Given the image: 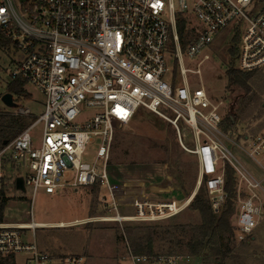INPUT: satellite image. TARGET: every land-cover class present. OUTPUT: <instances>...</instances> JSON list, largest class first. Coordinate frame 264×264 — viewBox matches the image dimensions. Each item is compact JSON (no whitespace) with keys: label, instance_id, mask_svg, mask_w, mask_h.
Here are the masks:
<instances>
[{"label":"built area","instance_id":"1","mask_svg":"<svg viewBox=\"0 0 264 264\" xmlns=\"http://www.w3.org/2000/svg\"><path fill=\"white\" fill-rule=\"evenodd\" d=\"M180 18L192 35L185 49L177 27ZM190 18L197 20L195 26H188ZM225 31L233 35L237 69L264 67V0H0V36L23 54L3 79L5 92L21 79L45 97L43 113L0 149V189L11 169L13 183L22 176L32 197L38 191L59 194L66 188L105 186L107 194L101 198L109 214L100 217L105 221L176 216L191 201L135 200V215L121 214L111 183L108 162L116 127L130 124L144 110L171 125L180 146L197 156L196 189L204 185L213 210H221L226 201V165L238 173L236 237L250 239L262 217L264 178L251 174L228 146L237 142L222 128V102L211 97L200 79L198 66L209 55L196 68L185 65V59H195ZM192 74L199 76L196 82ZM5 92L0 90L1 99ZM87 110L91 113L79 123ZM21 114L30 116L28 111ZM37 125L39 138L32 135ZM94 138L100 148L95 160L86 162L83 155ZM245 139L246 155L264 170V126ZM29 214L28 223L0 222V256L23 254L22 264L84 263L81 254L52 256L40 250L35 230L43 224L34 221L32 208ZM131 261L195 263L192 256L176 253H132Z\"/></svg>","mask_w":264,"mask_h":264},{"label":"rangeland","instance_id":"2","mask_svg":"<svg viewBox=\"0 0 264 264\" xmlns=\"http://www.w3.org/2000/svg\"><path fill=\"white\" fill-rule=\"evenodd\" d=\"M195 22V18H190L188 26H195ZM0 38L3 42L0 45V90L5 92L3 79L23 54L12 41L3 36ZM232 39L231 31H225L195 59H185V65L196 68L204 55H209V59H204L198 66L200 79L211 97L222 102V128L229 130L227 132H231L233 140L237 142L229 141L228 146L251 174L263 179L264 170L243 149L249 144L244 137L257 133L264 126V67L253 72L244 88L236 85L229 88L227 69L232 64H238L236 50H231ZM169 63L173 66L172 60ZM190 78L196 82L199 76L192 74ZM14 97L17 103L14 107L7 106L0 98V114L13 115L26 127L43 113L45 97L32 84H26L25 93L21 96L14 94ZM25 111L30 116L21 114ZM90 113L89 110L84 111L78 122H84ZM17 134L14 133L12 137ZM40 134L41 125H37L32 135L39 138ZM187 146L192 147L193 142L188 140ZM99 148L100 140L94 138L88 143L83 160L93 162ZM108 164L111 183L120 201V212L126 216L135 215V200L157 202L188 199L195 191L199 177L197 156L180 146L171 125L144 110H140L130 124L117 125ZM235 175L238 184L239 175ZM13 177L15 173L9 169L4 187L8 197L4 221L28 223L32 219L29 214L32 208L34 221L43 224L35 230L39 249L52 256L81 254L84 256L83 264H132L133 239L146 234L148 226L155 225H158L154 234L157 251L171 249L176 254L186 255L188 249L185 244L193 233L191 225L200 223L198 212L189 206L176 216L161 221H105L100 218L109 214V208L101 198L107 194L105 186L66 188L59 194L38 191L32 197L29 188L24 191L16 189ZM260 196L263 208L259 225L250 239L240 241L233 236L226 241L232 251L224 264H264V193L260 192ZM240 210L241 204L236 199L234 213L230 217L234 227ZM60 223H64V226H60ZM177 224L188 226L183 232V227H177ZM167 226L170 227L168 234L165 231ZM128 228L134 229L131 235ZM27 237L33 239L30 231ZM16 260L23 263L25 255H16ZM219 262L220 258H208L203 264Z\"/></svg>","mask_w":264,"mask_h":264},{"label":"trees","instance_id":"3","mask_svg":"<svg viewBox=\"0 0 264 264\" xmlns=\"http://www.w3.org/2000/svg\"><path fill=\"white\" fill-rule=\"evenodd\" d=\"M187 21L185 18L178 20V33L181 37L182 47L185 49L189 41H191L192 35L190 31L186 29ZM0 38V45L2 44ZM231 50H234L232 48ZM253 72H242L232 64L227 69L228 87L238 86L244 88L248 80L253 76ZM26 82L21 79H16L10 83L6 91L13 95H22L25 93ZM8 120L7 123L5 121ZM232 122V118H230ZM25 128V123L20 122L13 115L0 114V149L5 146L4 140L9 143L14 137V133L20 132ZM236 172L231 165H226L225 168V192L226 201L219 211L212 209L207 191L202 185L194 197L192 198L189 207L198 212L200 216V223L192 226V235L187 240L186 246L188 249L187 255L194 258V264H203L208 258H220L218 264H224L225 260L231 253L229 242L233 236L236 237V228L230 221L231 215L234 213L235 202L237 199V179ZM206 180V177L204 178ZM5 186L0 189V222L4 221V208L7 204L8 197L5 193ZM204 189V190H203ZM189 198V197H188ZM154 222V221H153ZM183 227V232L188 225L177 224V227ZM158 225L148 226L147 233L135 237L133 240L134 254H154V253H174V250H160L157 251L154 247L155 237L154 234ZM165 231L170 233V227H166ZM134 229L128 228V233L131 235ZM184 234V233H183ZM180 243V241H177ZM0 264H22L18 263L15 255L0 256Z\"/></svg>","mask_w":264,"mask_h":264},{"label":"water","instance_id":"4","mask_svg":"<svg viewBox=\"0 0 264 264\" xmlns=\"http://www.w3.org/2000/svg\"><path fill=\"white\" fill-rule=\"evenodd\" d=\"M2 101L7 105V106H10V107H14L16 106V102L14 101L13 99V95L12 93L10 92H5L2 96ZM3 144H7V141L4 140ZM15 186H16V189L18 190H26L25 188V185H24V178L22 176H19L16 178V182H15ZM196 192H193V197L195 195ZM192 197V198H193Z\"/></svg>","mask_w":264,"mask_h":264},{"label":"bare ground","instance_id":"5","mask_svg":"<svg viewBox=\"0 0 264 264\" xmlns=\"http://www.w3.org/2000/svg\"><path fill=\"white\" fill-rule=\"evenodd\" d=\"M194 192H195V191H194ZM192 197H193V193H192V195H191L187 200H188V201H191ZM59 225H60V226H64V223H60Z\"/></svg>","mask_w":264,"mask_h":264},{"label":"crops","instance_id":"6","mask_svg":"<svg viewBox=\"0 0 264 264\" xmlns=\"http://www.w3.org/2000/svg\"><path fill=\"white\" fill-rule=\"evenodd\" d=\"M228 131V130H227ZM259 132V131H258ZM256 134V133H255ZM247 136V135H246ZM245 138V137H244ZM264 180V179H263ZM195 192H197V189H195ZM192 200V199H191ZM44 252V251H43ZM47 253V252H46ZM16 256V255H15ZM60 256V255H59Z\"/></svg>","mask_w":264,"mask_h":264}]
</instances>
